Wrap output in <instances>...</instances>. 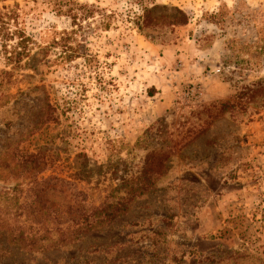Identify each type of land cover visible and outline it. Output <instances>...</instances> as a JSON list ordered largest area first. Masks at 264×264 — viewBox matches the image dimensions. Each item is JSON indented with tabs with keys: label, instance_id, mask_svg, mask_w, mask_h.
Returning <instances> with one entry per match:
<instances>
[{
	"label": "rangeland",
	"instance_id": "374dc122",
	"mask_svg": "<svg viewBox=\"0 0 264 264\" xmlns=\"http://www.w3.org/2000/svg\"><path fill=\"white\" fill-rule=\"evenodd\" d=\"M47 1L0 0V264H264V0Z\"/></svg>",
	"mask_w": 264,
	"mask_h": 264
},
{
	"label": "trees",
	"instance_id": "16d2710c",
	"mask_svg": "<svg viewBox=\"0 0 264 264\" xmlns=\"http://www.w3.org/2000/svg\"><path fill=\"white\" fill-rule=\"evenodd\" d=\"M53 1H56V0H48L47 3L51 4ZM58 5L61 6L60 4ZM77 8H78V5H76V7H70L69 9H66L65 15L69 16L72 20H76L78 16L76 14ZM145 13L147 15L150 13V11L146 10ZM17 17H18L17 12L11 9L6 12L3 11L0 13V40L1 41L4 40L3 46H2L4 51L7 52L8 45L6 43L12 40L13 38L16 37L17 39H22L16 44L15 47L11 48L12 52L10 53L14 52L13 54L14 58H12V60L17 59V57L22 55L23 52L27 50V47H26L27 45L25 44L26 39H23L24 37V34L22 33L23 31H18L17 29L16 31H11L9 23H8V21H15V18ZM17 47H19L21 51L23 52H16ZM8 60H11V56L8 57ZM144 179L145 178H143V180ZM143 180L140 179V180H137L136 182L125 183L124 192H126V196L128 197L126 199L131 200L133 198L132 195L135 191L139 195L144 193L145 185H144ZM118 190L120 189H113L111 190V192L114 193V192H117ZM122 201L123 199H120L117 202L111 201V202H108L102 205L99 208L93 207L91 209H86V205L81 201V204L78 205L79 207L77 209H73V207H70L69 209V211L71 212L70 215L74 214L76 217H69L70 218L69 225L76 227L78 230L82 229L81 230L82 233L93 231L95 228L112 221L113 219H115L116 217H118L119 215L123 214L126 211V204H121ZM77 239L78 237H74V240H77ZM63 242L64 240L62 241V243ZM54 247H58V246H54Z\"/></svg>",
	"mask_w": 264,
	"mask_h": 264
}]
</instances>
